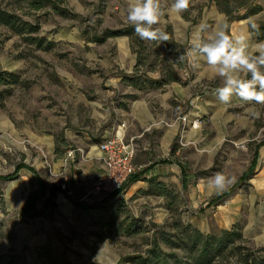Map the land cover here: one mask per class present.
I'll use <instances>...</instances> for the list:
<instances>
[{
    "label": "rangeland",
    "instance_id": "obj_1",
    "mask_svg": "<svg viewBox=\"0 0 264 264\" xmlns=\"http://www.w3.org/2000/svg\"><path fill=\"white\" fill-rule=\"evenodd\" d=\"M30 1L0 0V10L34 27L17 33L0 23V71L19 79L0 101V264H139L136 257L153 249L167 256V264H191L188 251L159 240L161 233L181 237L189 226L214 234L238 226L240 252L264 255V145H259L264 105L235 96L221 104L214 90L222 79L205 59L188 55L201 23L207 25L205 39L226 24L214 1L190 0L188 10L176 14L170 11L173 0H160L164 15L154 27L184 47L182 67L179 48L170 54L164 42L142 40L138 46V36H106L133 27L126 19L128 0H46L50 4L39 9ZM254 3L264 5V0ZM244 11L241 6L233 15ZM242 20L255 41L264 9ZM241 23L232 21L226 34L234 38L230 31ZM47 41L51 46L43 48ZM165 69L181 81L144 91L122 81L123 74L136 71L157 78ZM253 110L260 111L259 119ZM122 124L135 150L131 175L143 172L145 180H125L97 197H85L95 176L68 186L67 177L83 173L85 156ZM217 172L234 177V183L223 191L210 189L208 181ZM247 172L250 178L244 179ZM8 175L15 178L2 179ZM39 180L46 185L35 204L39 213L22 214ZM52 189L72 193H63L66 200L56 203ZM221 193L227 196L216 203ZM80 203L102 209L89 212ZM111 217L113 229L135 219L138 232L113 230L99 240ZM47 246L51 261L39 254ZM239 259L238 253L227 254L212 264Z\"/></svg>",
    "mask_w": 264,
    "mask_h": 264
},
{
    "label": "trees",
    "instance_id": "obj_2",
    "mask_svg": "<svg viewBox=\"0 0 264 264\" xmlns=\"http://www.w3.org/2000/svg\"><path fill=\"white\" fill-rule=\"evenodd\" d=\"M214 3L218 6L219 10L224 13L226 16V29L229 28V25L234 20H242L246 19L253 14H256L260 11H262V6L259 4L254 3V0H233L234 2H237V5L233 7L232 0H213ZM30 4L32 8L39 9L44 7L48 3L46 0H31ZM244 7L245 11L241 15H233V13L238 10L239 7ZM59 14H66V11L63 9H60L59 7H55ZM0 23L3 25H6L10 27L12 30H14L17 33H24V32H32L34 30V27L19 21L16 19V17L12 14H9L7 12H4L0 10ZM257 32L255 39L257 41H260L264 37V21L260 22L255 29ZM166 32V31H164ZM168 35H170V32H166ZM126 35L129 37H134V40L136 39L137 35L134 32L133 27H125L123 29H118L115 31H109L106 36H121ZM36 41V45H40L41 39L37 38L34 39ZM138 46H142V40L140 39L138 41H134ZM42 46V45H41ZM51 46V42H46L45 45H43V48H49ZM164 48L169 49L168 52L170 54H176L178 53V48L181 49V52L179 51L180 57H183L182 59H178L177 64L179 67H182V65L186 62V54L184 47L175 43L170 37L167 42H164ZM259 53L255 52L253 55H258ZM139 64L142 63V61H138ZM261 71H264V68L261 69ZM250 78V74H248V77ZM122 81L126 86L131 87L134 90L144 91L149 89H160L163 86L169 84L170 82H179L181 81L179 75L172 69H165L163 73L157 77H148L146 74H138V71L133 72L131 74H123L122 75ZM19 82L18 76L15 73L7 72V71H0V85H8V88L0 90V101L3 100L5 97L9 96L11 94L10 85L17 84ZM131 99H136V95H129ZM123 107H125L124 104H122ZM259 145H264L263 143H260ZM256 157V155H255ZM254 157V159H255ZM34 172V170H33ZM250 172H247L243 175V178H250ZM143 172L139 173L137 175H130L124 184H129L132 182H136L138 180H145ZM13 176H5L2 179L3 180H12L14 179ZM152 180V179H151ZM149 179V181L151 182ZM46 185L43 184L40 180L38 181L37 188L28 194L24 201V205L22 207V214H26L31 217H36L38 215V211H36L35 204L38 199L41 198L43 192L45 191ZM159 190L158 194H161L163 192V187L157 188ZM56 189H52L50 192V197H52L55 193ZM227 196L226 193H221L218 195V198H216V203L220 202ZM49 199L46 200V203H49ZM82 208L86 209L89 212H92L93 210L102 209V205L98 204H92V205H83L79 204ZM47 206V205H46ZM99 213V211H97ZM118 232L122 230L128 235H131L133 232H138V227L136 224L135 219H131V221H128L126 223L125 221H121L118 223V225L113 229V217L110 218L109 221H106L103 224V231L102 234L99 235V240L109 238L111 236L110 232L112 231ZM184 235L181 237H176L175 239H172L171 236L173 235H166L164 233L160 234L159 240H162L163 242L173 246L182 248L185 251H188L190 255V258L192 259L191 264H212L214 260H216L219 257L225 256L227 254H240V259L236 264H264V255L261 256H253V253L247 252V253H241L240 250L242 246L237 243V241L242 240V234L241 230L238 226H235L234 228L228 230L223 229L220 230L218 234L214 233H203L197 228H186L183 231ZM39 252L40 256L48 259L49 261L52 260L50 248L44 247ZM244 248V247H243ZM263 251L264 249H260ZM139 264H167V256L164 255L161 251L157 249H153L152 251L148 252V255L146 257H136ZM134 259V258H133Z\"/></svg>",
    "mask_w": 264,
    "mask_h": 264
},
{
    "label": "clouds",
    "instance_id": "obj_3",
    "mask_svg": "<svg viewBox=\"0 0 264 264\" xmlns=\"http://www.w3.org/2000/svg\"><path fill=\"white\" fill-rule=\"evenodd\" d=\"M190 0H173L170 11L180 14L187 11ZM164 15L160 0H128L127 22L133 26L135 34L145 41L167 42L169 35L155 28ZM227 25L217 29L205 39L201 34L207 25L201 23L193 33L192 48L189 56L199 55L222 79V86L215 91L216 99L221 104H228L232 97L243 102L264 105V41L252 46L258 55L247 52L248 44L243 37L232 38L226 34ZM255 27V25H253ZM183 57H181L182 59ZM250 74V78L248 77ZM254 118L259 119V110H253ZM234 177H227L221 172L214 174L208 181V187L223 191L234 183Z\"/></svg>",
    "mask_w": 264,
    "mask_h": 264
},
{
    "label": "built area",
    "instance_id": "obj_4",
    "mask_svg": "<svg viewBox=\"0 0 264 264\" xmlns=\"http://www.w3.org/2000/svg\"><path fill=\"white\" fill-rule=\"evenodd\" d=\"M99 151L104 172L94 178L92 187L87 190L85 197L89 195L97 197L116 191L134 171L132 159L135 150L132 143L125 140L123 124L99 144ZM67 157H71L70 151ZM60 188L65 190V184L60 185Z\"/></svg>",
    "mask_w": 264,
    "mask_h": 264
},
{
    "label": "crops",
    "instance_id": "obj_5",
    "mask_svg": "<svg viewBox=\"0 0 264 264\" xmlns=\"http://www.w3.org/2000/svg\"><path fill=\"white\" fill-rule=\"evenodd\" d=\"M262 8L264 9V5L261 4ZM243 20H238V22H242ZM240 27L241 28V33L238 35L237 33V28ZM230 34L232 36L235 37H243L248 46L250 47V50H248L250 53H255V51L253 50L252 46L254 44H257L259 42H262L264 41V37L262 40L260 41H257L255 39V41H253L252 37H250V32L248 30V27L246 25H243V23H241V25H235L234 26V29L232 28V30L230 31ZM258 53V52H257ZM99 147L96 146V149L92 150V154H88L85 156V169L83 171V173H79V174H76L74 173L73 175V179L70 177H67L68 180H70L67 184L68 186H71L74 185L76 182H79L80 180H83L85 178H90L92 176H95V178L98 176V174L100 172H104V168H103V165H102V162H101V159H100V151L98 149ZM97 174V175H96ZM145 175V174H144ZM65 192H56L55 195H56V203H58L59 201H65L66 198L64 196ZM69 193H72V189L70 190L69 189V192L68 193H65V194H69ZM60 196V197H59ZM83 199V197L81 198Z\"/></svg>",
    "mask_w": 264,
    "mask_h": 264
}]
</instances>
